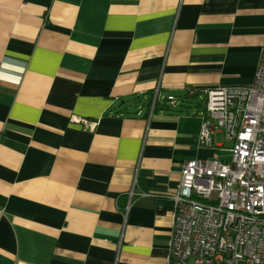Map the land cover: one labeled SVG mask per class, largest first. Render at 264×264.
Masks as SVG:
<instances>
[{
    "label": "crops",
    "instance_id": "1",
    "mask_svg": "<svg viewBox=\"0 0 264 264\" xmlns=\"http://www.w3.org/2000/svg\"><path fill=\"white\" fill-rule=\"evenodd\" d=\"M263 38L264 0H0V264H166L183 164L230 156L200 91Z\"/></svg>",
    "mask_w": 264,
    "mask_h": 264
},
{
    "label": "built area",
    "instance_id": "2",
    "mask_svg": "<svg viewBox=\"0 0 264 264\" xmlns=\"http://www.w3.org/2000/svg\"><path fill=\"white\" fill-rule=\"evenodd\" d=\"M196 93L186 90L189 97ZM200 94L204 112L197 142L210 147L214 134L222 132L231 143L223 149L230 156L213 154L183 164L166 264H264V38L248 87ZM178 99L156 86L152 107L157 101L175 106Z\"/></svg>",
    "mask_w": 264,
    "mask_h": 264
},
{
    "label": "rangeland",
    "instance_id": "3",
    "mask_svg": "<svg viewBox=\"0 0 264 264\" xmlns=\"http://www.w3.org/2000/svg\"><path fill=\"white\" fill-rule=\"evenodd\" d=\"M225 147H230V143L228 141L225 143ZM224 159H228V158H224Z\"/></svg>",
    "mask_w": 264,
    "mask_h": 264
}]
</instances>
